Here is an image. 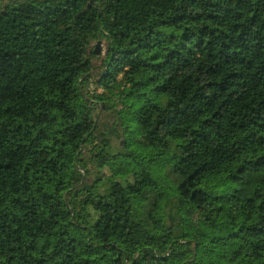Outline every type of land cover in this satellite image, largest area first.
I'll use <instances>...</instances> for the list:
<instances>
[{
    "label": "trees",
    "instance_id": "1",
    "mask_svg": "<svg viewBox=\"0 0 264 264\" xmlns=\"http://www.w3.org/2000/svg\"><path fill=\"white\" fill-rule=\"evenodd\" d=\"M0 264H264V0H0Z\"/></svg>",
    "mask_w": 264,
    "mask_h": 264
},
{
    "label": "rangeland",
    "instance_id": "2",
    "mask_svg": "<svg viewBox=\"0 0 264 264\" xmlns=\"http://www.w3.org/2000/svg\"><path fill=\"white\" fill-rule=\"evenodd\" d=\"M96 43L92 44V48L94 49ZM105 52H106V44L105 41H102V43L100 44V49H99V54L94 56L93 58H91V65L93 68V74L96 75L99 73V71L101 70V68L103 67V59L105 56ZM90 90L93 89V85H91ZM101 118V122H100V131H105V125L110 124L113 122V118H107V117H100ZM113 144H117L114 140L112 141ZM120 142L123 143V145H125V141L123 139H120ZM144 154V152H140L138 153L137 157H140ZM154 169H159L157 166L154 167ZM140 170L141 171H150V168L145 167V166H140Z\"/></svg>",
    "mask_w": 264,
    "mask_h": 264
},
{
    "label": "water",
    "instance_id": "3",
    "mask_svg": "<svg viewBox=\"0 0 264 264\" xmlns=\"http://www.w3.org/2000/svg\"><path fill=\"white\" fill-rule=\"evenodd\" d=\"M100 44H101L100 41H97L96 42V45L94 47V54L95 55H98L99 54Z\"/></svg>",
    "mask_w": 264,
    "mask_h": 264
}]
</instances>
